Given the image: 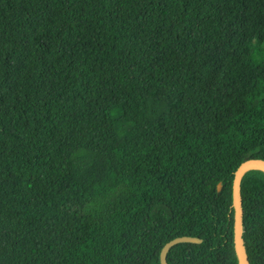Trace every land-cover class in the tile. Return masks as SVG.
<instances>
[{"label":"trees","instance_id":"obj_1","mask_svg":"<svg viewBox=\"0 0 264 264\" xmlns=\"http://www.w3.org/2000/svg\"><path fill=\"white\" fill-rule=\"evenodd\" d=\"M248 158L264 0H0V264H238ZM240 196L264 264V171Z\"/></svg>","mask_w":264,"mask_h":264},{"label":"water","instance_id":"obj_2","mask_svg":"<svg viewBox=\"0 0 264 264\" xmlns=\"http://www.w3.org/2000/svg\"><path fill=\"white\" fill-rule=\"evenodd\" d=\"M257 168L264 171V160L260 158H248L236 168L232 180V207H233V242L238 259V264H249L247 253L242 239V207L240 196V181L243 173L249 169ZM220 184H217V189ZM200 238L188 235L177 236L165 242L159 252L160 264H167L166 254L171 246L181 242L199 243Z\"/></svg>","mask_w":264,"mask_h":264}]
</instances>
